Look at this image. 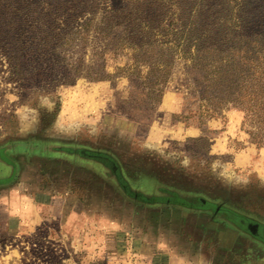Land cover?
Instances as JSON below:
<instances>
[{
    "label": "rangeland",
    "instance_id": "rangeland-1",
    "mask_svg": "<svg viewBox=\"0 0 264 264\" xmlns=\"http://www.w3.org/2000/svg\"><path fill=\"white\" fill-rule=\"evenodd\" d=\"M243 3L0 0V148L104 151L143 196L166 189L264 225V129L232 102L217 104L186 38L189 26L238 29ZM103 173L92 178L106 183L104 212L0 214V264L195 263L192 251L152 253L151 233L130 215L146 204Z\"/></svg>",
    "mask_w": 264,
    "mask_h": 264
},
{
    "label": "crops",
    "instance_id": "crops-1",
    "mask_svg": "<svg viewBox=\"0 0 264 264\" xmlns=\"http://www.w3.org/2000/svg\"><path fill=\"white\" fill-rule=\"evenodd\" d=\"M16 150L19 149L8 148L5 153L15 163L16 177L0 187V214L51 215L58 220L66 215L69 221L86 211L97 214L95 208L106 210V183L92 178L95 170L90 164L56 154ZM115 201L112 200L111 211ZM49 210L51 214H47ZM134 212L135 209L130 215L138 223L143 221L141 231L151 233L152 253L160 250L181 256L184 250L192 251L194 264H264V250L259 242L248 240L216 216L210 214L212 219L209 218L205 211L151 205L143 209L141 216L139 211L137 215ZM88 221L86 218L85 222Z\"/></svg>",
    "mask_w": 264,
    "mask_h": 264
},
{
    "label": "trees",
    "instance_id": "trees-1",
    "mask_svg": "<svg viewBox=\"0 0 264 264\" xmlns=\"http://www.w3.org/2000/svg\"><path fill=\"white\" fill-rule=\"evenodd\" d=\"M256 2L258 0H244L242 13H239V16L236 15V19L240 22L238 29L228 31V27L225 28L219 23H215L212 27L200 26L198 29L195 26H189L186 38L188 40L193 38L192 44L195 49L193 57L190 58L191 66L202 71V80L206 89L216 91L217 104L232 102L234 107L244 109L247 115H254L257 124L264 129V64L260 57L261 45L259 44L264 39V31H260L264 25L259 18L264 4L261 7L256 5ZM236 24L234 23V26ZM262 131L264 133V130ZM22 146L26 154L34 152L56 154L68 157L74 162H87L94 167L95 172L103 169V175L106 177L111 175L116 187L125 197H136L146 204V207L161 205L201 210L207 206L201 205L198 201L187 202L183 198L189 197L166 189H159L163 191L165 197L143 196L128 185L114 157L104 151L49 145L42 146L38 150H31L28 147L29 143H23ZM7 150L5 147L0 148V187L12 183L16 177V166L14 161L8 159L5 154ZM189 199L199 198L190 197Z\"/></svg>",
    "mask_w": 264,
    "mask_h": 264
},
{
    "label": "flooded vegetation",
    "instance_id": "flooded-vegetation-1",
    "mask_svg": "<svg viewBox=\"0 0 264 264\" xmlns=\"http://www.w3.org/2000/svg\"><path fill=\"white\" fill-rule=\"evenodd\" d=\"M204 205H208L207 203ZM202 211L208 212L235 227L238 231L259 242L264 248V225L247 217L238 215L229 209H224L220 205L212 208H203Z\"/></svg>",
    "mask_w": 264,
    "mask_h": 264
},
{
    "label": "water",
    "instance_id": "water-1",
    "mask_svg": "<svg viewBox=\"0 0 264 264\" xmlns=\"http://www.w3.org/2000/svg\"><path fill=\"white\" fill-rule=\"evenodd\" d=\"M183 199H185L187 202H190V203H195L196 201H198L201 205L205 204V200L202 199V198H199L197 200H192V199H189V198H183Z\"/></svg>",
    "mask_w": 264,
    "mask_h": 264
}]
</instances>
